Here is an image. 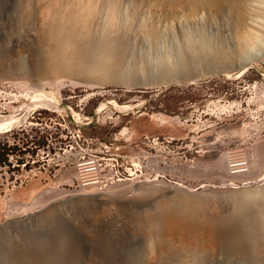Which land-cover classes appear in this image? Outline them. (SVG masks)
I'll return each instance as SVG.
<instances>
[{"label": "rangeland", "instance_id": "rangeland-1", "mask_svg": "<svg viewBox=\"0 0 264 264\" xmlns=\"http://www.w3.org/2000/svg\"><path fill=\"white\" fill-rule=\"evenodd\" d=\"M54 1L63 0H0V131L28 123L37 107L42 126L67 116L109 145L128 184L74 188L51 171L0 193V264H264V33L239 41L227 0L193 13L182 0H102L123 5L120 21L149 2L161 18L143 38L137 18L111 29L103 14L81 32L91 38L69 46L34 24L36 8ZM182 34L208 57L177 65L181 80L161 84L156 59L172 49L177 59ZM220 154L241 175L222 174ZM241 176L250 180L242 198L217 186L224 178L242 188ZM55 185L78 196L51 200ZM38 194L39 206L21 207Z\"/></svg>", "mask_w": 264, "mask_h": 264}, {"label": "bare ground", "instance_id": "bare-ground-1", "mask_svg": "<svg viewBox=\"0 0 264 264\" xmlns=\"http://www.w3.org/2000/svg\"><path fill=\"white\" fill-rule=\"evenodd\" d=\"M111 1V0H110ZM152 1V0H151ZM156 1V0H155ZM160 1V0H159ZM159 1H156V2H159ZM164 1V0H163ZM171 1V0H170ZM214 1L216 2V0H182L181 2H183L184 4V7L186 6L187 8H185L187 10V12L191 11V13H193V9H197V8H201V9H207L208 11L211 10L212 6L214 7L215 4ZM221 0V3H224L225 1ZM55 3L50 7L49 10H42L40 9L39 7L36 8L37 10V13L34 15V24L37 26V29L39 27H44L46 30L48 31H45V30H42V31H45L46 32H49V33H46V34H51L50 31L52 32V30H55L56 29V33H58L57 35L61 36V38L63 39V41H66L65 43L68 44L69 46H74L73 44L77 41H80L82 43H84V39L86 38H91L90 37H87V35H83L81 34L82 33H87V32H90L91 29L93 28V25L95 24L96 21H98L97 19L101 16H103V14H105L106 16L104 17L105 21L107 22L108 26L111 28V29H114L115 26L117 27H123V28H128V26H132V23L133 21L135 20L134 18H137L136 21L138 22L137 26L139 28H141V31H142V28L144 29V34L142 32V37L144 38L145 36V32L147 30H149L150 27L153 26V24L155 23L154 20L156 18H158L159 14H158V10H160V4L159 3H153V2H149V3H145V4H142V3H138L136 5H132L131 6V9L129 10L130 13H126V15L124 16V19L123 21H120V17H118V9L119 8H122L123 5L121 4H118L117 2H110V3H103L102 0H63L62 2H57V1H54ZM109 2V1H108ZM162 3V0L160 1ZM176 2V1H174ZM179 2V0H178ZM220 2V1H219ZM227 2L230 4V6L233 8H231L232 12H233V17L232 19L234 18V21L231 19L230 21H233L232 23V30L237 34L239 35V37H241V41L243 44L244 43H247L248 40H257V37L255 36V34H259V33H264V0H227ZM218 3V2H217ZM220 3V4H221ZM172 4V3H171ZM175 5V3H173ZM219 4V3H218ZM104 5L106 6V8L104 7ZM146 5V6H144ZM162 5V4H161ZM167 5H170V4H167ZM167 5H164V6H167ZM219 6V5H218ZM222 6H224L222 4ZM227 5H225L226 7ZM230 6L228 5L227 7L230 8ZM174 7V6H172ZM177 7V5H176ZM174 7V10H176L177 8ZM193 7V8H192ZM105 8V9H104ZM125 9L127 8L126 6L124 7ZM130 8V6H129ZM176 8V9H175ZM217 8H220V7H217ZM223 7H221L220 10H222ZM229 8L227 10H229ZM143 9H146L148 10V13L149 15L146 16L143 14ZM162 9V8H161ZM181 9V8H180ZM215 9V8H213ZM212 9V10H213ZM150 10H153L155 12V14L153 16H151L150 14ZM179 10V9H178ZM177 10V12L179 13V11ZM216 10V9H215ZM219 10V9H218ZM224 10V9H223ZM127 11V10H126ZM143 11V12H142ZM182 11H183V8H182ZM181 11V12H182ZM185 11V10H184ZM197 11V10H196ZM200 11V10H199ZM207 11V12H208ZM230 11V10H229ZM164 12V11H163ZM195 12V11H194ZM151 13H153L151 11ZM184 13V12H182ZM209 13V12H208ZM185 14V13H184ZM190 14V13H189ZM197 14V13H196ZM211 14V13H210ZM123 15V14H122ZM165 15V14H164ZM183 15V14H182ZM181 15V16H182ZM191 15V14H190ZM207 15V14H206ZM158 16V17H157ZM184 16V15H183ZM186 16V15H185ZM194 16V15H193ZM122 17V16H121ZM163 17V16H162ZM180 17V16H179ZM231 17V16H230ZM123 18V17H122ZM161 18V17H160ZM158 18V19H160ZM189 18V17H187ZM192 19H194V17H190ZM189 18V19H190ZM196 18V17H195ZM209 18V16H208ZM120 19V20H119ZM191 19V20H192ZM100 20V19H99ZM162 20V19H161ZM210 20V19H209ZM156 21V20H155ZM164 21V20H162ZM161 22V21H160ZM120 23H121V26H120ZM123 23V24H122ZM159 23V22H157ZM156 23V24H157ZM33 24V23H32ZM105 24V22H104ZM155 24V26H156ZM166 24V23H165ZM90 25V26H89ZM99 25V24H97ZM27 26V25H26ZM35 26V27H36ZM89 26V27H88ZM101 26H103L101 24ZM154 26V28H155ZM162 26V25H161ZM95 27V26H94ZM99 27V26H98ZM157 27V26H156ZM43 28V29H44ZM48 28V29H47ZM131 28V27H130ZM133 28V27H132ZM134 29V28H133ZM132 29V30H133ZM151 29V28H150ZM24 30V29H23ZM28 30V29H27ZM41 30V29H40ZM64 30H67L69 32V37L67 35H64L66 33H63L64 37H62V31ZM96 30V29H95ZM107 30V28H106ZM118 30V29H117ZM124 30V29H123ZM128 30V29H127ZM130 30V29H129ZM146 30V31H145ZM112 31V30H110ZM138 31V30H137ZM140 31V30H139ZM140 31V32H141ZM151 31V30H149ZM153 31V29H152ZM181 31V30H180ZM39 32V31H37ZM54 32V31H53ZM80 32V34H79ZM92 32V31H91ZM108 32V31H107ZM122 32V30H121ZM158 32V31H157ZM184 32V31H183ZM94 33V32H93ZM90 34V35H95V34ZM112 33V32H111ZM119 33V32H118ZM137 33V32H136ZM154 33V32H153ZM89 34V33H88ZM115 34V33H114ZM117 34V33H116ZM124 34V33H123ZM140 34V33H139ZM35 35V34H34ZM44 35V33H43ZM55 35V34H54ZM138 35V34H137ZM148 35V33L146 34ZM183 35V34H182ZM181 35V36H182ZM47 36V35H46ZM112 36V35H111ZM119 36V35H118ZM138 36H141L138 35ZM154 36V35H153ZM157 36V35H156ZM56 37V36H55ZM81 37V39H80ZM109 37V36H108ZM114 37V36H112ZM117 37V36H116ZM193 37V36H192ZM235 37V36H234ZM243 37L245 39H243ZM39 38V37H38ZM58 38V37H57ZM98 38V37H96ZM146 38V36H145ZM183 40L181 41V44L177 45L179 46V50H177V54H179V56L177 57V59H174L173 57H175L173 55L174 51L172 49V51L168 50L166 51L165 53L161 54V56L159 58L156 59V67L160 68L158 70V72L160 73H163L164 76H165V79L160 82L161 84H168L170 82H175V81H179L181 79H179V74L177 75L176 74V71L178 69V67H176L177 65L180 66V68L182 67H191L193 66L199 59H206L208 57V55H202L203 57H197L196 56V52L195 49H194V44H193V49L192 47L190 46L192 44V39L188 36V35H183L182 36ZM225 38V37H224ZM248 38V40L246 39ZM98 39H101L100 37ZM104 39V38H103ZM109 39V38H108ZM107 39V40H108ZM206 39V38H205ZM262 39V40H261ZM261 39H258L259 41H263V38L261 36ZM105 40V39H104ZM114 40V39H113ZM116 40V39H115ZM199 40V39H196V41ZM207 40V39H206ZM210 40V39H209ZM41 41V40H40ZM110 41V40H109ZM195 41V39H194ZM196 41L194 43H196ZM208 41V40H207ZM236 41H237V38H236ZM249 41V43H250ZM240 42V43H241ZM253 41H251V44H254L252 43ZM258 42V41H257ZM114 43V42H113ZM236 43L239 44V42L237 41ZM199 44H200V41H199ZM198 44V49H204L205 51L206 50H210L209 46L207 45H204L201 43V45L199 46ZM210 44V42H209ZM235 44V43H234ZM242 44V45H243ZM237 44H235L236 46ZM241 45V44H240ZM245 45V44H244ZM234 46V45H233ZM213 47V46H212ZM211 47V48H212ZM238 47V46H237ZM247 47V46H246ZM241 48V46H240ZM244 49V48H243ZM59 50V49H58ZM214 50V49H213ZM240 50V49H239ZM242 50V48H241ZM204 51V52H205ZM237 51V50H236ZM212 52V51H211ZM199 53V52H198ZM202 53V51H201ZM214 53V52H213ZM204 54V53H203ZM209 54V53H208ZM215 54V53H214ZM213 54V55H214ZM235 54V53H234ZM176 55V54H175ZM176 58V57H175ZM214 58V57H213ZM218 58V57H217ZM228 58V57H227ZM59 59V58H58ZM147 60V59H146ZM232 60V59H231ZM204 61V60H203ZM149 62V60H148ZM199 62V61H198ZM201 62V60H200ZM226 62V61H225ZM147 63V62H146ZM148 64H151V63H148ZM146 64V65H148ZM225 64V63H224ZM228 64V63H227ZM234 64V62L232 63ZM240 65V64H239ZM149 66V65H148ZM194 67V66H193ZM155 68V67H154ZM153 72V71H152ZM145 73V72H143ZM146 74V73H145ZM187 74V73H186ZM205 74V73H204ZM156 75V74H155ZM194 75V74H193ZM192 75V76H193ZM189 76V75H188ZM198 77V76H197ZM183 78V77H182ZM201 79L202 76L198 77V79ZM159 81V80H158ZM190 81V80H189ZM154 84V83H153ZM159 85V84H158ZM5 95V94H4ZM8 95V94H7ZM12 96V95H11ZM125 104V103H124ZM130 104V103H129ZM113 105H116L115 103ZM118 105V104H117ZM122 107H129V105H122ZM101 108V107H100ZM37 109H39V107H37ZM122 109V108H121ZM124 111V110H123ZM4 123V122H2ZM27 124V123H25ZM6 125V124H5ZM4 125V127H5ZM1 126V125H0ZM19 126V125H18ZM14 127H17L14 126ZM14 127H8L6 128L4 131H7L9 129H12ZM1 129V127H0ZM125 129V128H124ZM1 132V131H0ZM3 132V131H2ZM264 150V149H263ZM257 153V152H256ZM262 153V152H261ZM223 154V153H222ZM221 155V154H220ZM226 156V155H225ZM224 156V157H225ZM222 157V162L219 164H222V167L225 169V172H223L222 174H224L225 176L227 177H233V176H236V175H241L242 173V169L241 170H229L227 169V166L225 164V158L221 155ZM221 159V158H220ZM219 160V159H218ZM220 161V160H219ZM218 165V164H217ZM219 166V165H218ZM221 167V168H222ZM257 168V167H256ZM220 169V167H219ZM223 169V171H224ZM258 169V168H257ZM252 170V169H251ZM254 170V169H253ZM221 171V170H220ZM258 171V170H257ZM256 171V172H257ZM248 174V173H247ZM252 174V173H251ZM249 174V175H251ZM256 175V174H255ZM222 176V175H221ZM252 176V175H251ZM243 177V176H241ZM227 178V179H229ZM235 178V177H234ZM254 178V177H253ZM248 177H243L240 182H242V188H236L237 187V184L236 186L233 185L234 183L233 182H230L231 184L228 185V183L225 182L226 179L222 178L221 181H219V184L217 185L220 190L222 189L221 187H223V190H225V192L227 193H234V194H238V195H235V196H240L242 198L241 195H243V193L247 192L245 191L246 190V182H248ZM233 181V180H232ZM255 181V180H253ZM250 182V180H249ZM252 183V182H251ZM114 184H117V185H121L123 186L124 184H128L127 182L125 181H119V182H116ZM112 184V185H114ZM249 185V184H248ZM120 186V187H121ZM203 186V185H202ZM108 188L112 187L110 185L107 186ZM114 187V186H113ZM146 187V186H145ZM216 187V186H214ZM239 187V185H238ZM245 188V189H244ZM255 187H252V189H254ZM258 188V187H257ZM255 188V189H257ZM264 188V187H263ZM111 189V188H110ZM113 189V188H112ZM249 189V188H248ZM251 189V190H252ZM259 190V189H257ZM262 190V189H261ZM264 190V189H263ZM262 190V191H263ZM74 191V190H72ZM72 191L68 190V189H65V188H60L58 185H55V186H52L51 188H49L48 190L46 189L45 191V194H47L48 196L51 197V200H60V201H64V202H70L72 200H74L77 196H78V193L77 195L74 194ZM218 191V190H217ZM216 191V192H217ZM220 191V192H221ZM249 191V190H248ZM255 191V190H254ZM75 192V191H74ZM78 192V191H77ZM105 192V191H104ZM253 192V191H252ZM251 192V193H252ZM264 192V191H263ZM224 193V192H223ZM226 193V194H227ZM249 193V192H247ZM257 192H255L254 194H256ZM219 194H222L219 193ZM233 194V196H234ZM246 195V194H245ZM248 195V194H247ZM253 196V193L251 194ZM47 196V197H48ZM229 196H231L229 194ZM263 196V195H262ZM227 197V196H225ZM251 197V196H250ZM249 197V199H250ZM239 198V197H238ZM240 198V200H241ZM247 198V197H246ZM243 199H244V196H243ZM249 199H246V200H249ZM245 200V199H244ZM245 200V201H246ZM261 200V199H260ZM41 196L40 194L38 195H35L34 197V202L32 203H28V204H23L21 205V207H24L26 209H35L34 207L35 206H39V202L41 203ZM243 202V201H242ZM9 203V206H13L15 205V203L11 202L10 200L8 201ZM263 203V202H262ZM36 204V205H35ZM249 204V203H248ZM251 204V202H250ZM249 204V205H250ZM264 204V203H263ZM262 205V204H261ZM248 206V205H247ZM246 206V207H247ZM253 206V205H252ZM264 206V205H263ZM262 207V206H261ZM260 208V207H259ZM250 209V208H249ZM248 211V210H247ZM254 211V210H253ZM256 211V210H255ZM257 212V211H256ZM246 250V249H245ZM242 254V253H241ZM259 255V254H258ZM262 255V254H261ZM241 257V256H240ZM256 258V257H255ZM242 260V259H241ZM60 261V260H58ZM59 264V263H58ZM63 264V263H61Z\"/></svg>", "mask_w": 264, "mask_h": 264}, {"label": "built area", "instance_id": "built-area-1", "mask_svg": "<svg viewBox=\"0 0 264 264\" xmlns=\"http://www.w3.org/2000/svg\"><path fill=\"white\" fill-rule=\"evenodd\" d=\"M37 110V109H35ZM33 116L41 117L40 113ZM42 126L35 120L0 132V193L22 186L42 172L65 177L74 188L104 189L122 181L123 161L96 135L85 134L63 115ZM86 120L87 117H86ZM33 127V128H32ZM24 137V138H23ZM242 164V163H240ZM130 173V172H129ZM131 176V174L129 175Z\"/></svg>", "mask_w": 264, "mask_h": 264}, {"label": "flooded vegetation", "instance_id": "flooded-vegetation-1", "mask_svg": "<svg viewBox=\"0 0 264 264\" xmlns=\"http://www.w3.org/2000/svg\"><path fill=\"white\" fill-rule=\"evenodd\" d=\"M32 119L35 120V121H39L40 123H42V119H41L39 116H33ZM39 122H38V123H39ZM27 124H31L30 121H28ZM32 128H33V127H32ZM23 138H24V137H23ZM0 156H2V155H0Z\"/></svg>", "mask_w": 264, "mask_h": 264}, {"label": "crops", "instance_id": "crops-1", "mask_svg": "<svg viewBox=\"0 0 264 264\" xmlns=\"http://www.w3.org/2000/svg\"><path fill=\"white\" fill-rule=\"evenodd\" d=\"M33 184L36 185L37 183L34 182Z\"/></svg>", "mask_w": 264, "mask_h": 264}]
</instances>
